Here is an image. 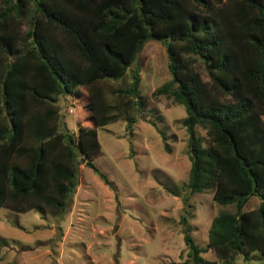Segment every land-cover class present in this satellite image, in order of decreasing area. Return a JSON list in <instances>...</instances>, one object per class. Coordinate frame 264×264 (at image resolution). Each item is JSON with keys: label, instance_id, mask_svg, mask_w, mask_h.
<instances>
[{"label": "trees", "instance_id": "obj_1", "mask_svg": "<svg viewBox=\"0 0 264 264\" xmlns=\"http://www.w3.org/2000/svg\"><path fill=\"white\" fill-rule=\"evenodd\" d=\"M149 40L171 74L153 95L186 113L188 177L170 192L188 207L207 191L231 206L212 217L204 247L184 211L180 264L264 256V0H0V207L70 211L80 159L100 149L96 128L123 120L132 135L145 110L137 58ZM67 97L81 102L77 131L60 111ZM251 196L260 202L244 211Z\"/></svg>", "mask_w": 264, "mask_h": 264}, {"label": "rangeland", "instance_id": "obj_2", "mask_svg": "<svg viewBox=\"0 0 264 264\" xmlns=\"http://www.w3.org/2000/svg\"><path fill=\"white\" fill-rule=\"evenodd\" d=\"M137 66L146 107L133 124V134L125 130L123 120L96 128L100 149L92 164L113 187L80 162L67 213L0 207V264H180L186 257L179 223L184 211L194 241L204 247L212 217L221 209H231L216 204L212 191L191 195V207L170 192L183 193L188 177L187 133L180 123L185 109L164 95H153L171 78L159 41L144 44ZM111 86L108 82L104 89ZM67 98L60 101V111L68 127L77 131L80 111L74 107L81 102ZM195 132L207 144L200 125ZM164 141L170 145L169 152ZM259 202L251 196L243 210ZM251 255L247 261L237 256L232 264H264L262 254L252 251ZM203 256L215 259L211 251Z\"/></svg>", "mask_w": 264, "mask_h": 264}, {"label": "water", "instance_id": "obj_3", "mask_svg": "<svg viewBox=\"0 0 264 264\" xmlns=\"http://www.w3.org/2000/svg\"><path fill=\"white\" fill-rule=\"evenodd\" d=\"M80 162H83L85 166H88V167H90V168H92V166H93L92 163L87 162V161H84L83 158L80 159Z\"/></svg>", "mask_w": 264, "mask_h": 264}]
</instances>
